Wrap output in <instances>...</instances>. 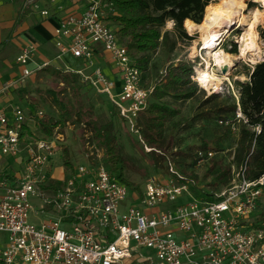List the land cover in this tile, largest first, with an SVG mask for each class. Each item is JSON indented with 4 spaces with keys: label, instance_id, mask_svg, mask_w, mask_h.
<instances>
[{
    "label": "built area",
    "instance_id": "built-area-1",
    "mask_svg": "<svg viewBox=\"0 0 264 264\" xmlns=\"http://www.w3.org/2000/svg\"><path fill=\"white\" fill-rule=\"evenodd\" d=\"M37 1L24 0V6L38 10L44 19L56 18V59L69 55L79 63L76 69L59 72L75 75L96 96H105L140 139L136 120L155 88L144 87L142 70L111 28L113 4L77 0L81 7L67 11L66 0H46L44 8ZM35 54L34 43L21 48L15 58L20 76L2 93L50 67L43 63L31 68ZM103 56L112 77L98 65ZM43 117L38 111L27 118L22 108L14 107L10 118L0 108V157L21 166L0 174V264H264V221L250 216L260 201L264 176L249 182L242 172L236 173L212 199L197 201L188 181L168 164V179L151 176L138 193L104 163L89 133L83 140L85 164L56 168L53 158L64 142L59 126L42 138L29 129L31 118ZM195 154L197 166L214 155ZM129 192L133 196L128 198ZM183 195L189 202L176 205ZM141 249L153 251L155 257L141 255Z\"/></svg>",
    "mask_w": 264,
    "mask_h": 264
},
{
    "label": "rangeland",
    "instance_id": "rangeland-1",
    "mask_svg": "<svg viewBox=\"0 0 264 264\" xmlns=\"http://www.w3.org/2000/svg\"><path fill=\"white\" fill-rule=\"evenodd\" d=\"M0 1L3 4L9 3L8 0ZM241 1L245 5L242 14L246 16V21L240 25H232V28L230 27L229 29V35L227 34L220 37L217 42L218 46H216L212 52L213 54L214 52L222 51L229 56L226 60L228 66L225 74H223L222 70L217 67H211L209 69L210 73H213L221 80L222 84L216 88L213 86L202 87L197 80V70L205 68L204 61L213 64L211 60L212 55L205 51H201L202 39L205 35L200 29L190 33L183 26L189 39L178 40L174 34H171L170 41L175 43L173 48L170 50L169 46L160 44L154 52L146 55V65H143V62L141 63L140 61L142 55L131 52L134 62L143 67V85L145 88L151 87L160 90L165 82L169 69L180 64H186L191 68L192 76L190 77V80L198 89V92L193 99L174 102L167 96L162 98L161 102L167 105L170 109L175 110L177 115L165 126V134L171 139L174 148L164 155L155 152L156 155L164 156V160L160 161L157 166H154L152 153L146 151V149L149 150V148H146V146L140 142L138 135L132 133L119 119L115 110V113L112 112V107L105 96L97 97L86 88V91L80 94V102L82 104V109L80 110L78 109V105L73 101L70 88H68L66 84L63 85L64 82L62 78L48 76L43 72L44 70L42 72L39 71L23 83V85H25V89H22L23 93L20 94L18 93L19 91H16L14 94L12 92L11 95L13 100L9 103H1V106L7 108V112L9 113L15 106L20 107L27 118L33 117L34 113L41 111L44 115L42 120L48 121L50 119H56L58 114L51 106L50 99L46 96V91L50 90L58 93V97L62 99L65 104H69V108L72 109V117L64 127H60L59 132L63 135L64 142L57 146V154L59 155L53 158V165L56 168L61 166V164L65 165L66 162L69 163V165L85 164V155L87 154V151L83 139L87 133V127L84 121L103 124L112 120L115 128V136L120 147L121 155L124 159L122 170L123 178L131 185L136 186L138 188V193L144 188L146 179L151 176L162 180L168 179V164H170L172 165L174 172L183 176L188 181L190 194L196 198L195 200L200 201L205 198L207 194H218L228 186H223L221 184L218 185V182L215 181L212 176L206 177V173L208 168L220 158L223 159L225 164H228L231 161L237 140V131L234 129L232 136L225 138L222 131L215 126L214 121L200 120L192 122V118L197 112V108L200 106L203 99L202 93L205 97L214 93L222 92L233 94V82L236 80L243 81L244 77L241 75L244 73L245 69L254 66L264 59V41L260 39V34L258 32L260 29H264V20H261L262 22L260 21L254 27V31L257 35V39L255 40L257 53L255 55L248 53L244 58H240L241 39L250 28L251 21L249 19L251 15L249 13L254 9L259 10L260 12H263L264 10L261 2L259 3L254 0ZM10 4L12 7H5L0 12V18L4 19V22H9V24L15 25L14 23L19 20L21 21V25L25 22V19L33 15V13L34 15H37L34 16L35 18L39 16V11L33 10L31 6H24L23 0H18ZM250 4H253L254 6L250 7ZM120 14L121 11L115 9L110 16H118ZM34 17L29 19H35ZM109 22L113 30H118L119 25L117 23L112 22L111 20H109ZM10 29L11 28L8 27L5 29V32H9ZM172 30L173 23L167 22L162 29V32H172ZM125 40L126 39L122 41L125 43ZM28 43L29 41L25 36H20L16 39H11V37H9L5 42L0 43V86L9 80L10 75H19V69L14 61L19 48L21 49V47L26 46ZM66 60L72 69L78 68L79 65H75L71 58H66ZM52 66L57 69L51 67V69H54L55 71H64V68L59 61L53 62ZM77 113H80L79 117L76 115ZM31 119L32 122L28 124L30 132L36 137H44L45 135H43L40 128H38V125L42 120L35 121L34 118ZM203 143H206L210 148L219 146L224 150L222 152H212L214 154L213 158L200 166L196 165L195 158H183L177 154L187 152L190 147L195 150L199 149L200 145ZM170 154L173 155L170 156ZM19 164L20 162L18 163L17 161H14V159L0 157V174H8L10 171H18L19 168H21ZM235 174V169L232 168L233 179H236ZM131 196H133V193L129 192L128 198ZM258 199H260V201L250 216L252 219H256V221H262V217H264L263 189L262 194ZM129 200L130 199H127L125 204H127ZM189 200L190 199L187 196L183 195L175 204L184 205L188 203ZM30 202L34 209L39 208V205L36 204L35 201L30 200ZM28 220L31 223L34 221L31 215H29ZM139 253L143 256H150L151 258L155 257L153 251L149 249H141L139 250Z\"/></svg>",
    "mask_w": 264,
    "mask_h": 264
},
{
    "label": "trees",
    "instance_id": "trees-1",
    "mask_svg": "<svg viewBox=\"0 0 264 264\" xmlns=\"http://www.w3.org/2000/svg\"><path fill=\"white\" fill-rule=\"evenodd\" d=\"M108 1L113 4L115 9L121 11L120 15L109 17V20L119 25L116 30L118 37L122 40L126 39L127 49L142 55L140 61L146 65V55L154 52L160 44L169 46L170 50L173 48L175 43L170 41L171 34H174L178 40L189 39L183 26L190 23L201 25L206 7L220 0ZM252 6L254 5L250 4V7ZM167 22L173 23L172 32H162ZM258 32L260 39L264 41V29H260ZM139 68L143 71V67L139 66ZM43 70L48 76L62 78L63 85L66 84L70 88L73 101L81 110L80 94L84 93L87 87L75 75H63L51 67ZM191 76V68L186 64L171 67L161 89H154L150 95L147 109L136 120L140 139L142 144L151 150L154 166L163 161V155L174 148L171 139L165 134V126L175 118L177 112L170 109L161 100L165 96L174 102L193 99L198 89L191 82ZM241 76L244 77L243 81L233 82L234 95L222 92L205 97L202 93L203 99L192 118V122L214 121L215 126L222 131L225 138L232 136L234 129L237 131V140L231 161L225 164L220 158L208 168L206 173V177L212 176L218 185L223 186H229L232 182V168L236 173L242 172L244 179L249 182H257L264 176V59L254 66L246 68ZM18 91L20 94L23 93L22 89ZM46 96L50 99V104L58 115L56 119L42 120L38 125L41 133L45 136L50 135L58 126L59 128L64 127L72 117V109L69 108L68 103L65 104L58 97V93L49 90L46 91ZM112 110L115 113L113 108ZM79 114L76 115L79 117ZM237 114H240V117H237ZM84 122L87 133L91 134L90 141L103 153L104 163L128 187L138 190L136 186L131 185L123 178L124 159L115 136L113 121L109 120L103 124ZM223 150L219 146L210 148L206 143H203L199 149L195 150L190 147L187 152L177 154L183 158H195L196 151L216 153ZM155 152L163 155H156ZM172 155L170 154V156ZM65 165L70 166L67 162ZM261 189L264 191V185L261 186ZM203 199H212V195L207 194ZM262 221H264V217H262Z\"/></svg>",
    "mask_w": 264,
    "mask_h": 264
},
{
    "label": "bare ground",
    "instance_id": "bare-ground-1",
    "mask_svg": "<svg viewBox=\"0 0 264 264\" xmlns=\"http://www.w3.org/2000/svg\"><path fill=\"white\" fill-rule=\"evenodd\" d=\"M254 1L259 3L261 2L264 9V0ZM244 8L245 5L241 0H220L219 2L206 7L203 24L197 25L190 23L185 26L190 33L195 32L198 29L204 33L205 37L202 39L201 51H205L212 55L210 56L213 64H210L208 61H204L205 68L197 70V80L202 87L213 86L216 88L222 84L221 80L213 73H210L209 69L211 67H217L221 70L227 69L228 63L226 60L229 56L224 54L222 51L214 52L213 54L212 52L215 47L218 46L217 42L220 37L227 35L232 25H240L246 21V16L242 14ZM249 14L251 15L249 19L251 21L250 28L242 36L240 58H244V56H247L248 53H252L251 55H255L257 53V47L255 44L257 35L254 31V27L261 20H264V10L263 12H260L259 10L254 9Z\"/></svg>",
    "mask_w": 264,
    "mask_h": 264
},
{
    "label": "crops",
    "instance_id": "crops-1",
    "mask_svg": "<svg viewBox=\"0 0 264 264\" xmlns=\"http://www.w3.org/2000/svg\"><path fill=\"white\" fill-rule=\"evenodd\" d=\"M8 1H9L8 4H3L0 1V12L2 11L3 8L10 7L11 6L10 3L18 1V0H8ZM36 3L41 8H44L47 4L46 0H39ZM65 5H66L65 8L67 9V11H69L71 8H74L75 5H78L79 6V7L77 6L78 8L81 7V4H78L77 0H66ZM34 16H37V15H34V13H33V15H31L30 17H27L25 19V22L22 23L21 25H20L21 21H19V20L14 23L15 25H12V24H9V22H4V19L0 18V43L5 42L6 39L9 37H11V39H13V38L16 39V38H19L20 36H25L29 41L28 44L34 43L35 47H36V54H35V57L33 59V63L30 65L31 68H35L36 66L43 64V63H49L50 67L56 69L55 67L52 66V63L56 62V61H59L60 64L63 66V68H65V67L70 68L69 63L66 60V58H69V59L71 58L69 55H65L64 57L61 58V60L56 59L58 51L54 46V40H53V29L56 25V21H55L56 18L53 17V18L44 19L40 15L36 18ZM33 17L35 19H32V20L29 19V18H33ZM8 27L11 28L10 31L5 32V29H7ZM23 47H21V48H23ZM20 50L21 49L19 48L18 53ZM18 53H17V55H18ZM72 61L75 63V65H79L78 61H76L74 59H72ZM97 62H98V65L102 67L104 72L108 76L112 77L111 72H110L111 65H110L108 58L106 56H103L102 58L97 60ZM15 65H16V63H15ZM18 69H19V67H18ZM19 76H20V69H19V75L18 76L15 74L10 75L9 80L5 84L0 86V108L2 110H4V112L6 113V115L8 117H10V116L12 117V109H11L10 113L7 112V108H4V106H1V103H6V102L9 103L10 101H12L13 97H12L11 93L12 92L14 93L20 89H25V85L22 84L18 87L10 88L3 93L1 92V90L3 89V87L5 85L16 80ZM15 107H17V106H15Z\"/></svg>",
    "mask_w": 264,
    "mask_h": 264
},
{
    "label": "water",
    "instance_id": "water-1",
    "mask_svg": "<svg viewBox=\"0 0 264 264\" xmlns=\"http://www.w3.org/2000/svg\"><path fill=\"white\" fill-rule=\"evenodd\" d=\"M225 72H226V69H222V73L225 74Z\"/></svg>",
    "mask_w": 264,
    "mask_h": 264
}]
</instances>
